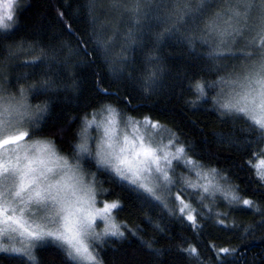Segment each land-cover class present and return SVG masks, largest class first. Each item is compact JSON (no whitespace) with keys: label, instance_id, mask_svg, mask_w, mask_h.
<instances>
[{"label":"snow or ice","instance_id":"6c2138e0","mask_svg":"<svg viewBox=\"0 0 264 264\" xmlns=\"http://www.w3.org/2000/svg\"><path fill=\"white\" fill-rule=\"evenodd\" d=\"M37 7L42 23L28 29L20 0H0V264H42L38 251L50 253L51 264H105L104 247L129 235L146 249L144 264H169L173 248L184 264H249L247 238L264 233V0ZM81 16L86 27L77 34ZM169 42L184 45L194 63L166 69L160 53ZM137 49L139 59L131 55ZM169 72L172 94L189 93L187 111L210 104L231 125L212 135L240 155L239 165L217 166L175 121L144 111ZM88 76L96 77L95 94L84 96ZM67 92L76 115L63 108L53 115V97ZM30 94L45 98L32 104ZM235 167L251 173L243 188ZM117 189L132 194L126 219ZM145 209L160 213L144 216L151 235L132 219ZM234 214L253 219L245 224ZM219 232L240 242L217 244ZM161 235L169 247H156Z\"/></svg>","mask_w":264,"mask_h":264},{"label":"trees","instance_id":"16d2710c","mask_svg":"<svg viewBox=\"0 0 264 264\" xmlns=\"http://www.w3.org/2000/svg\"><path fill=\"white\" fill-rule=\"evenodd\" d=\"M29 3H31V7L27 8V10H23ZM42 3H44V0H20V7L23 10L20 16V23L23 26L27 27L28 29L38 28L40 26L42 21L39 19L38 13L41 11V9H39L37 5ZM74 9L75 4H73L72 9L69 11ZM69 18L70 17H66V19ZM116 22L120 23L122 29L124 28L123 22L118 20L114 21V23ZM85 27L86 19L84 16H81L77 23L73 24V28L77 31V34H79V31L83 30ZM204 50V46L198 45L199 52H203ZM139 52L140 50L137 49L136 52L131 53V55L139 59ZM160 54L163 57V63L166 69L174 68L177 65L190 67L194 63L192 56L187 53L185 46L181 45L180 43L169 42L168 45L162 48ZM104 75L105 77L108 76L106 69ZM173 75H175L174 72H169L165 76V88L160 96H152L150 99L143 101V103L146 105L144 111L146 112L148 109H151L154 113H162L163 116L167 117L168 121H175L176 124L179 125L180 129L185 133L188 140L196 146L197 151L203 150L204 154L211 157L217 166L228 167L232 163L239 165L241 162L240 155L236 153L229 145L217 144L212 135L217 131H227L231 125H222L220 117L215 111L211 110L210 104L205 105L196 112L187 111L184 107V101L189 98V93L185 92L183 96H180V88L175 87V94H172V85L174 84V81L170 77ZM95 80V76H88L84 79L81 84L84 96H91L95 94ZM22 83H32V80L29 79L28 81H22ZM69 83H71L70 80ZM106 86L107 79H105L101 87ZM44 98L45 97L43 96L35 97L31 94L29 95V101L32 104H36ZM75 106L76 101L72 99L71 92L61 93L58 98L53 97V115H55L57 112H60L61 108L65 109L69 115H76V113L72 111ZM61 115H63V113H61ZM163 116L161 118H163ZM193 121L195 122L194 124L192 123ZM241 127L242 125H237L235 133L237 137L240 138L246 135V133L240 131ZM206 138L210 141V143H203ZM57 144L59 145V140H57ZM232 172L234 174L233 178L235 182L240 184V186L243 188L251 176L249 170L245 168L243 171H241L238 167H235L232 169ZM105 186L107 187V185ZM252 187L255 188L256 185L253 184ZM117 194L125 197V211L119 213V218L126 219L129 217V212L131 210L129 198L132 194L120 193L119 189H117ZM146 214L153 215L154 217L160 215L158 211H149L148 209H145L143 212H138L132 219L135 223L140 224L141 227H146L148 229V234L151 235L152 233L150 226L146 225L144 222V216ZM234 215L238 222L243 221L245 224L251 222L253 219L251 215ZM257 219L259 218L257 217ZM164 223L166 224L167 221H164ZM170 227L172 231L179 234L178 228L175 226ZM214 234L221 237V239L216 241L217 244H227L230 242L232 245H236L240 242L238 240L232 239L230 234L224 232ZM262 235H264V233L257 232L255 236H249L247 238V246L243 250V255L248 260L249 264H264V239L261 238ZM157 238L159 239V244H157L156 247H169V241L168 239L164 238L163 235L158 236ZM102 255L104 257L105 264H123V260L132 258H134L132 259V264H144V262H146L148 259L146 255V249H141L140 241L131 235H129L124 240L115 242L110 241L102 250ZM205 255L208 256L209 253L205 252ZM37 256L41 259L42 264H51L52 258L50 253L38 251ZM165 258L169 261V264H184L181 255L176 252L175 248H173L170 254L166 253Z\"/></svg>","mask_w":264,"mask_h":264},{"label":"rangeland","instance_id":"374dc122","mask_svg":"<svg viewBox=\"0 0 264 264\" xmlns=\"http://www.w3.org/2000/svg\"><path fill=\"white\" fill-rule=\"evenodd\" d=\"M93 134H95V133H93ZM179 171H180V169H177V172L179 173Z\"/></svg>","mask_w":264,"mask_h":264}]
</instances>
